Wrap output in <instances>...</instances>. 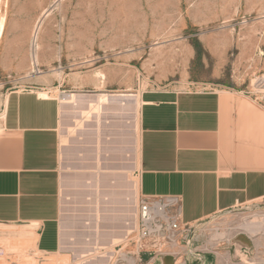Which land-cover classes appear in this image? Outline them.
Masks as SVG:
<instances>
[{
  "label": "rangeland",
  "instance_id": "1",
  "mask_svg": "<svg viewBox=\"0 0 264 264\" xmlns=\"http://www.w3.org/2000/svg\"><path fill=\"white\" fill-rule=\"evenodd\" d=\"M31 88L61 103L59 264H141L125 239L141 201V95L227 91L263 105L264 0H0V92ZM197 227L208 260L264 264V200Z\"/></svg>",
  "mask_w": 264,
  "mask_h": 264
},
{
  "label": "crops",
  "instance_id": "2",
  "mask_svg": "<svg viewBox=\"0 0 264 264\" xmlns=\"http://www.w3.org/2000/svg\"><path fill=\"white\" fill-rule=\"evenodd\" d=\"M251 102L227 91L143 92L141 199L181 197V222L189 225L264 200V104ZM60 117L58 98L39 88L0 92V264H59ZM236 245L246 253L252 243ZM140 262L220 264L190 261L183 251Z\"/></svg>",
  "mask_w": 264,
  "mask_h": 264
},
{
  "label": "built area",
  "instance_id": "3",
  "mask_svg": "<svg viewBox=\"0 0 264 264\" xmlns=\"http://www.w3.org/2000/svg\"><path fill=\"white\" fill-rule=\"evenodd\" d=\"M181 202L177 196L141 199L137 225L125 238L138 251L140 261L145 256L158 259L181 251L190 261L203 260L208 251L197 245V224L181 222Z\"/></svg>",
  "mask_w": 264,
  "mask_h": 264
},
{
  "label": "bare ground",
  "instance_id": "4",
  "mask_svg": "<svg viewBox=\"0 0 264 264\" xmlns=\"http://www.w3.org/2000/svg\"><path fill=\"white\" fill-rule=\"evenodd\" d=\"M42 24H43V22H42ZM40 29H41V21H39V23H38L37 26L35 27V30H34V33H33V38H32V46L35 45V40H37V38H38V35H39V31H40ZM33 64L36 65L35 60H34ZM228 94H229V92H228ZM231 95H232V94H231ZM71 98H73V96H71V95H63V96L61 97V99H62L65 103H66V102H69V101L71 100ZM247 229L250 230V232H252V233H256L257 230L259 229V227L256 226V225H253V226H248ZM25 234H26V233H25ZM1 248H2V247H1ZM219 263L221 264V261H219Z\"/></svg>",
  "mask_w": 264,
  "mask_h": 264
}]
</instances>
